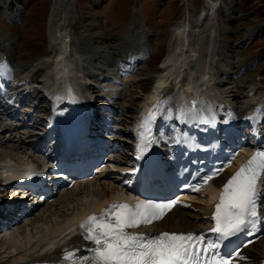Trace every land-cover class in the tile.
Instances as JSON below:
<instances>
[{"label": "rangeland", "instance_id": "rangeland-1", "mask_svg": "<svg viewBox=\"0 0 264 264\" xmlns=\"http://www.w3.org/2000/svg\"><path fill=\"white\" fill-rule=\"evenodd\" d=\"M55 1L0 0V52L6 50L14 73L18 77L23 75L22 79L37 80L36 67L31 65L40 57L55 54L48 43ZM213 4L215 14L206 16L207 0H59L52 29H60L62 35V28L66 29L71 50L76 53L74 58L82 59V74L97 84L101 82V86L107 85L103 80L113 76L112 72L115 76L121 63L128 64L130 57L139 61V70L132 69L136 85L128 86L131 89L123 86L126 107L118 114V120H122L123 114L128 119L136 117L144 103L142 91L151 85L161 63L177 45L176 27L185 24L190 28V36L198 35L200 39L196 57L205 61L203 56L210 54L215 59L213 79L215 83L221 81V100L238 109L251 106L264 94V0H214ZM251 30L254 33L248 35ZM210 34L214 38L211 42ZM94 90L97 92V88ZM112 93L117 91H107L109 97ZM7 141L0 136V155L8 152L16 161L35 160L34 153L15 139ZM81 187L70 191L69 199L65 194L57 198L56 205L41 208L28 226L21 225L15 233L9 231L19 233L18 246L12 247L14 244L7 240L0 242V261L33 253L55 223L70 218L80 207L103 195L104 186ZM106 187L121 191L113 179ZM7 194H11V189L0 191L1 196ZM27 231L32 235L31 242L27 241Z\"/></svg>", "mask_w": 264, "mask_h": 264}, {"label": "snow or ice", "instance_id": "snow-or-ice-1", "mask_svg": "<svg viewBox=\"0 0 264 264\" xmlns=\"http://www.w3.org/2000/svg\"><path fill=\"white\" fill-rule=\"evenodd\" d=\"M68 91L72 92L70 88ZM56 99L59 100L60 97L57 96ZM174 101L175 96L157 100L147 115L142 117L141 130L136 135L135 159L144 161V164L139 168L125 170L135 177L136 187L133 191L141 189L145 182L151 183L149 177L156 165L151 160L150 149L166 143L164 133L155 136L152 134L153 125L160 119L172 120L173 123L178 120L182 124L210 123L211 106L195 99L191 101L190 106H186L188 102L180 100L177 101L174 112L171 106ZM70 102L76 103V98L73 96ZM168 139L174 140L176 144L182 142L179 136ZM222 171V167L209 169L203 175H198L196 185L185 182L183 186L198 193L200 183H207L219 176ZM44 175L43 172H33L27 178L33 179ZM122 183L128 185L132 180L124 179ZM144 194V191H139V195ZM44 198L41 196V199ZM262 201H264V150L258 148L222 185L211 215L215 223L208 230L214 235V239L208 238L203 232L196 234L131 231L162 220L165 214L180 202L178 197L137 198L131 203L113 201L99 212L82 219L78 230L80 236L88 243L77 252L65 250L60 264H236L237 260L242 261L246 258L241 255L239 246L229 250L228 244L239 234L251 236L255 234L254 229L260 230L259 226L264 224ZM55 243L56 241H53L44 251H49Z\"/></svg>", "mask_w": 264, "mask_h": 264}, {"label": "bare ground", "instance_id": "bare-ground-1", "mask_svg": "<svg viewBox=\"0 0 264 264\" xmlns=\"http://www.w3.org/2000/svg\"><path fill=\"white\" fill-rule=\"evenodd\" d=\"M213 2L214 0H208L206 16L207 15L209 16L214 11ZM58 6H59V0H56L53 6V9L51 10L50 19H49L50 27H49V42L48 43H49V46L53 49V52H55V54L52 55V57H46V58L40 57V59H38L36 62H34L31 65V67L35 66L36 69L38 67H41L39 64H41L45 68H48V71L43 79L45 81V88L48 90V92L50 91L53 92L55 112H57L56 107L61 105V103H59L60 100L62 99H64V101H67L69 99L71 100L73 96L76 98L77 93L83 90V87H84L83 84L88 80V77L82 74L84 73V71L82 70L83 68L81 69V67H83L81 66L82 59H79V57L78 59L74 58V54L76 53H74V51L72 52L71 50V47L69 44L70 40L68 37L69 34L67 35L66 29L62 28V31L63 32L65 31L63 33L64 35L61 34L60 29L59 30L57 29L58 31H53L52 29V27H54L52 25H55L52 23L53 21L52 17L54 13L56 12ZM56 22L57 21H55V23ZM176 31H177L176 35L178 34L177 35L178 43L177 45L175 44L176 46L174 47V49H171L170 53H168V55L166 56V59H164V61L162 62L163 64L161 63V67L158 70L157 74L154 76L153 80L157 79V84L154 90L152 91V93L148 95V97L145 96V106H143V109H144L143 112H147L150 109V107L153 106V104L156 102V100L159 97V96L156 97L155 95L159 94L161 91L164 94L161 96L162 97L161 99L166 100L170 96L176 97V101H174L173 104L171 105L173 107L174 112L177 107V101H180V100L187 101L188 103L186 106H190L191 101L194 99L197 101H202L204 105L211 106L212 112H216V113L227 112V109H225L223 106V101L221 100L222 97L219 96L218 94L220 91V84L215 83V78L213 79V77L215 76L214 70L216 68L215 63L213 62L215 61V59L210 54H208L210 55L209 57L208 55L203 56L206 59V60L204 59L205 61H203L202 59L203 62L201 61V58H202L201 56L196 57V55H199V52H200V47H201L199 45L200 39L198 38V35H197V38L196 37L192 38L190 36V28L188 25L186 26L185 24V25H181L180 27L178 26L176 27L175 32ZM253 31L254 30H251V32L248 35L253 34L254 33ZM211 35L213 34L209 35V38L211 39L210 42L214 40V38ZM62 37H65V38L63 39ZM0 53L6 56L8 55L6 50L1 51ZM3 62H4L3 57H0V65H3ZM0 68H6V67L4 66ZM133 70L131 69L128 70L129 71L127 74L128 78H126V82H125L127 86H134L137 83V79H136L137 77H136V74H134ZM166 73L167 75H165ZM119 74H120L119 72H116L115 77L119 78L120 77ZM109 78L110 77L104 79L103 82L108 81ZM7 79H9V77ZM25 79H28V78H25ZM14 81L15 83H19L22 81V78H15ZM109 84L110 83H107L108 86H112L113 88L117 87L116 85H113V84L109 85ZM69 88L72 90L71 93H69L68 91ZM103 89L108 90L106 88H103ZM49 96L51 95L49 94ZM57 96L60 97L59 100L56 99ZM90 97L92 98V100H94L95 96L91 95ZM122 98H117L119 103L117 102L113 104V107H115L118 110L125 111L126 102L123 100L124 98L123 99ZM263 105H264V94L261 95V97L254 103L252 108H249L246 112H251L250 116L254 117L255 118L254 121L257 122V119H259V112H262ZM257 109H259V111H257ZM53 115H55V118L61 117L59 113H54ZM35 125L42 126L40 121H36ZM196 125H197L196 129L200 130L201 127L199 126V124H196ZM235 134H236V131L234 132V135ZM13 137H17V136L13 135ZM20 143L23 144V146L25 147L27 146L26 143L23 141H21ZM28 147H31V146H28ZM13 160L15 161L16 164H18V167L23 168L25 170L29 169L32 166V160L30 159H22L21 161H16L12 156L8 155V152L3 155H0V165L6 164ZM126 172L127 171H125V173ZM81 186H85V184L83 182L78 183L75 186L74 190H76V188L81 187ZM91 187L95 188L93 186H90L89 188H82V187L81 188L90 189ZM81 191L84 192L83 190ZM210 191H211L210 188L206 190L207 193H210ZM70 193H67L65 197ZM111 194H113V191H110L109 187H105L103 191V195L101 194L102 195L101 197L94 198V200L89 201L86 205L84 204L85 206L80 207L81 211L85 209L86 207L96 206L97 204L100 203L101 198L102 199L108 198L111 196ZM12 196L13 194H10L9 197L12 198ZM61 197H64V196L62 195ZM58 200H55L54 202H58ZM53 205H56V203H54ZM53 205H50V207H52ZM192 207H195L198 212H203V211L208 210V207L207 208L198 207L197 205H192ZM38 210L34 214V217L28 220L26 223L30 221L29 223L31 224V220H34L38 216L39 214ZM78 213L79 212H77V214ZM70 220L71 218H66V220L63 222L55 223L49 229V231L52 230L51 231L52 234H55L61 231L63 228H66L69 225ZM29 223L26 226H28ZM25 224L24 225L20 224L19 226L10 228L9 230L5 231L3 234H0V238H1L0 242L7 240L10 243L14 244L12 247H17L19 233L13 234L11 232L10 233L8 232L11 230L14 232L16 231V229L17 231H19L21 228V225L25 226ZM197 225L198 224L196 222H192V219L190 218L188 211L181 208V209H176L171 214H169V216L160 224V229L179 231V230H186V229L192 228ZM27 232H28L27 241L31 242L33 240L32 235L29 233V231ZM42 241L43 242L45 241V237H42L40 239V242ZM56 244L57 242L55 243V246L49 250H53L56 247ZM37 251H38V248L35 249L34 253H36ZM34 253H31L28 256L27 255L17 256L11 260L5 261L2 264H15L20 261L23 262L24 260H27L29 257L34 256L33 255ZM243 257L246 258L241 261L243 262V264H261L264 259V240H261L258 243L254 244L253 246L245 249ZM43 258H47V257H43ZM6 262H9V263H6Z\"/></svg>", "mask_w": 264, "mask_h": 264}]
</instances>
